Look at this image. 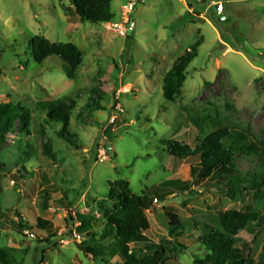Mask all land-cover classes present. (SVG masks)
Here are the masks:
<instances>
[{
  "label": "rangeland",
  "instance_id": "1",
  "mask_svg": "<svg viewBox=\"0 0 264 264\" xmlns=\"http://www.w3.org/2000/svg\"><path fill=\"white\" fill-rule=\"evenodd\" d=\"M128 1L112 2L115 20ZM216 3L223 14L216 13ZM133 20L134 32L120 38L105 25L81 23L71 0H0V104L32 111L38 102L72 100L67 132L79 146L59 137L60 124L47 126L45 114L33 111L28 131L16 125L7 136L0 149V248L15 264H122L107 252L96 259L79 249L111 243L101 231L103 207H112L109 185L125 180L142 195L176 180L189 189L161 186L160 194H175L146 213L145 236L167 249L168 264L205 259L207 252L194 243L205 225L215 226L221 211L246 207L262 216L236 237L235 247L245 256L253 248L254 264H264V200L252 194L230 200L226 188L194 183L191 163L170 156L164 144L194 147L209 132L237 124L248 144L264 145V0H141ZM36 36L81 51L82 64L71 78L57 57L34 62L30 42ZM193 48L180 94L167 102L163 78ZM191 119L203 124L200 131ZM256 150L235 156L241 177L264 169L261 146ZM45 184L52 189L47 208ZM167 213L182 223L180 238L169 234ZM19 217L32 230L16 226ZM37 219L57 232L49 243L35 228Z\"/></svg>",
  "mask_w": 264,
  "mask_h": 264
},
{
  "label": "trees",
  "instance_id": "2",
  "mask_svg": "<svg viewBox=\"0 0 264 264\" xmlns=\"http://www.w3.org/2000/svg\"><path fill=\"white\" fill-rule=\"evenodd\" d=\"M115 0H71L75 15L81 23L92 25H105L115 20L111 11V4ZM31 55L35 63L42 64L50 57H57L67 67L66 76L71 78L81 66L83 55L73 44L50 43L42 36L31 39ZM196 56L195 48L191 55L180 58L172 70L163 78L162 97L167 102H173L179 96L180 89L185 82L186 69ZM75 103L67 101H44L34 105L33 112L45 114L44 124L47 126L58 125L62 127L58 133L59 137L65 140L75 149L79 146L67 132L70 115L74 111ZM19 104H0V149L5 143L8 135L12 134L16 125L21 131H28L31 121V112ZM196 129L200 131L203 124L200 121L191 119ZM247 132L239 125H226L209 132L203 138L198 139L194 147L183 142L174 140L166 141L168 154L180 161L190 162V176L194 183H201L206 188H221L230 200H235L239 195L252 194L264 200V169L259 172L241 177L235 162L238 154L258 153L257 146H261V154L264 156V145L258 142L247 143ZM112 142V141H111ZM109 150V147H106ZM192 162L195 164L192 165ZM3 169L4 166L0 165ZM264 168V165L263 167ZM23 175H27L25 168ZM15 178L21 179V172H17ZM172 186L179 188L181 192L189 189V183L179 181H168L161 186ZM161 186L154 187L148 194H135L128 182L117 180L109 185L107 192L108 201L112 202L111 209L103 207V228L102 236H112L111 243L107 246H87L79 249L86 255L102 259L105 253L109 257H119L122 264H168L166 259L167 249L164 246L152 245L148 242L145 233L150 229L146 213L151 211L158 201H163L167 196L175 192L167 191L160 194ZM41 190L43 207H48L50 189L46 186ZM261 213L251 207L243 210L221 211L217 216L215 226L205 225V232L194 242L199 244L207 252L205 259L196 261V264H254V249L250 248L245 256L235 247L236 237L251 223L260 220ZM169 220V234L177 239L183 234V225L179 218L167 213ZM81 218V225L84 224ZM19 228L32 230V227L19 221L15 224ZM35 228L47 234L43 239L49 243L56 237L57 232L53 230L50 223L37 219ZM80 231V228H78ZM81 233V232H79ZM137 245L139 249L134 250L131 246ZM139 252H147L140 256ZM0 264H15L13 258L7 251L0 248Z\"/></svg>",
  "mask_w": 264,
  "mask_h": 264
},
{
  "label": "built area",
  "instance_id": "3",
  "mask_svg": "<svg viewBox=\"0 0 264 264\" xmlns=\"http://www.w3.org/2000/svg\"><path fill=\"white\" fill-rule=\"evenodd\" d=\"M139 3H141V0H129L127 5L121 8V19L119 21L113 20L112 22L105 24L107 30L120 38L129 37L135 30L133 14ZM215 10L217 14H223V6L220 3L215 4Z\"/></svg>",
  "mask_w": 264,
  "mask_h": 264
},
{
  "label": "water",
  "instance_id": "4",
  "mask_svg": "<svg viewBox=\"0 0 264 264\" xmlns=\"http://www.w3.org/2000/svg\"><path fill=\"white\" fill-rule=\"evenodd\" d=\"M219 19L223 21V20H226L227 17L220 16ZM128 59H129V52L127 51V52H126V56H125V60L127 61Z\"/></svg>",
  "mask_w": 264,
  "mask_h": 264
}]
</instances>
